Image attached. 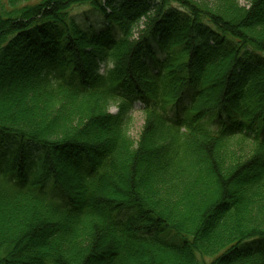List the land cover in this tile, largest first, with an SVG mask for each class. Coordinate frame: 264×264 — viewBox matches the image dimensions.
Listing matches in <instances>:
<instances>
[{
	"label": "trees",
	"instance_id": "1",
	"mask_svg": "<svg viewBox=\"0 0 264 264\" xmlns=\"http://www.w3.org/2000/svg\"><path fill=\"white\" fill-rule=\"evenodd\" d=\"M257 238L264 0H0V264H264Z\"/></svg>",
	"mask_w": 264,
	"mask_h": 264
},
{
	"label": "rangeland",
	"instance_id": "2",
	"mask_svg": "<svg viewBox=\"0 0 264 264\" xmlns=\"http://www.w3.org/2000/svg\"><path fill=\"white\" fill-rule=\"evenodd\" d=\"M200 2L207 3L208 5H212L213 0H196ZM242 4H244V1H241ZM72 17L84 28L87 30L92 31H101L102 30V23L103 19L101 16L94 12L92 8L88 6H83L81 8H75L72 12ZM141 104L138 103L136 105L135 111L133 112L134 116V123L131 128L130 135L133 137V139L136 141L139 138L140 132L144 125V115L140 109ZM113 112H116V108L113 106L111 109ZM63 170H66V167L64 165L61 166ZM51 193H54L58 198L62 199L61 193L59 190H55L54 188L50 187L49 190ZM166 237L176 243L182 242V239L171 232H167ZM260 247H264V239H251L240 245L239 250L245 251L249 249H257Z\"/></svg>",
	"mask_w": 264,
	"mask_h": 264
}]
</instances>
